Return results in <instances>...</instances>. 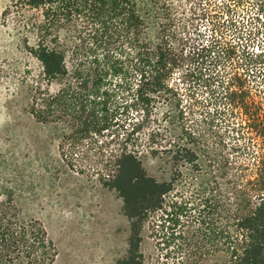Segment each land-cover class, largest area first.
Wrapping results in <instances>:
<instances>
[{"label":"trees","instance_id":"16d2710c","mask_svg":"<svg viewBox=\"0 0 264 264\" xmlns=\"http://www.w3.org/2000/svg\"><path fill=\"white\" fill-rule=\"evenodd\" d=\"M191 1L12 0L3 12L35 64L23 72L28 114L74 145L116 139L97 173L128 222L115 264H145V227L184 264H264V45L254 52L235 24L246 0ZM177 71L207 97L181 106ZM147 158L169 178L149 175ZM56 256L44 227L0 194V264Z\"/></svg>","mask_w":264,"mask_h":264},{"label":"rangeland","instance_id":"374dc122","mask_svg":"<svg viewBox=\"0 0 264 264\" xmlns=\"http://www.w3.org/2000/svg\"><path fill=\"white\" fill-rule=\"evenodd\" d=\"M11 1L0 0V194L13 197L21 219L36 220L44 227L57 251L54 264H115L127 249L128 222L121 199L101 185L97 173L101 157L114 151L116 139L108 132L95 144L74 145L53 125L38 123L28 114L23 72L35 69V64L20 48L17 29L3 18ZM180 1L187 9L192 5L191 0ZM260 1L246 0L233 16L235 24L251 32L245 39L254 52L264 45V9L256 11ZM257 15L260 22L252 20ZM198 28L207 36V23L201 21ZM226 39L246 42L238 41L233 30L226 32ZM173 78L181 106L207 97L182 71ZM190 84L195 87L186 91ZM143 165L157 180L169 178V164L147 158ZM184 183L182 179L180 187ZM141 251L145 264H184L172 246L164 245L148 227Z\"/></svg>","mask_w":264,"mask_h":264}]
</instances>
